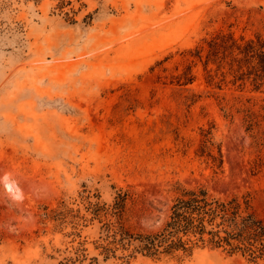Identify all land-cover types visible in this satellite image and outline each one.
Here are the masks:
<instances>
[{
    "label": "rangeland",
    "instance_id": "rangeland-1",
    "mask_svg": "<svg viewBox=\"0 0 264 264\" xmlns=\"http://www.w3.org/2000/svg\"><path fill=\"white\" fill-rule=\"evenodd\" d=\"M263 20L264 0H0V264L73 255L70 226L40 214L60 201L84 211L87 193L112 203L129 190L132 229L159 227L181 186L250 192L264 217V80L230 54L204 64L215 32L264 35ZM99 225H78L92 264H264L209 246L104 259Z\"/></svg>",
    "mask_w": 264,
    "mask_h": 264
},
{
    "label": "trees",
    "instance_id": "trees-1",
    "mask_svg": "<svg viewBox=\"0 0 264 264\" xmlns=\"http://www.w3.org/2000/svg\"><path fill=\"white\" fill-rule=\"evenodd\" d=\"M262 27L264 29V20ZM207 45L205 66L209 61H216L219 57L223 59L230 54L231 65L236 61L238 69H241L243 60L249 73L254 74L256 83L264 80V35L261 31L255 32L254 37L240 35L236 38L232 32L219 30ZM204 49L203 45H198L190 54L201 58ZM190 69L187 66L176 75V81L180 84L192 82L194 75ZM252 114L247 113L249 127L253 124ZM210 134L211 130L204 133L205 141L213 145ZM209 155L214 161L218 159V166L221 165L220 148L218 156L211 150ZM82 198L85 200L84 211L60 201L53 207L45 205L40 214L43 219L53 221L59 230L70 226L66 234L78 237L72 247L73 255L64 256L59 264L98 262L97 255L88 254L87 238H81V230H78L79 224L86 225L94 220L100 223L99 235L93 240L94 248L104 259L117 256L126 263L141 254L156 260H181L191 256L196 249L207 246L220 248L229 254H240L252 262L264 259V217L259 214L250 192L222 197L203 185L181 186L171 201L167 217L153 230L132 229L126 223L127 200H132L127 189H120L112 203L102 201L95 193H87ZM118 250L122 252L119 255L116 254Z\"/></svg>",
    "mask_w": 264,
    "mask_h": 264
},
{
    "label": "bare ground",
    "instance_id": "bare-ground-1",
    "mask_svg": "<svg viewBox=\"0 0 264 264\" xmlns=\"http://www.w3.org/2000/svg\"><path fill=\"white\" fill-rule=\"evenodd\" d=\"M11 181H12V180H11ZM11 181L8 180V182H7V187H8V188H12V187H13V186H12V183H13V182H11ZM203 251H206V249L202 250V252H201V250H200V253H203ZM206 252H207V251H206ZM206 252H204V253H206Z\"/></svg>",
    "mask_w": 264,
    "mask_h": 264
}]
</instances>
